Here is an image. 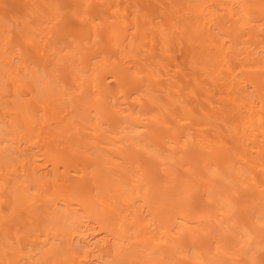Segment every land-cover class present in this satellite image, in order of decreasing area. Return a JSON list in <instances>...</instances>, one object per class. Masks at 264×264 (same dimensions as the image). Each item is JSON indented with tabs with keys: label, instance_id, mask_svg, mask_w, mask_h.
<instances>
[{
	"label": "bare ground",
	"instance_id": "bare-ground-1",
	"mask_svg": "<svg viewBox=\"0 0 264 264\" xmlns=\"http://www.w3.org/2000/svg\"><path fill=\"white\" fill-rule=\"evenodd\" d=\"M0 264H264V0H0Z\"/></svg>",
	"mask_w": 264,
	"mask_h": 264
}]
</instances>
